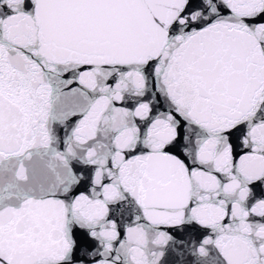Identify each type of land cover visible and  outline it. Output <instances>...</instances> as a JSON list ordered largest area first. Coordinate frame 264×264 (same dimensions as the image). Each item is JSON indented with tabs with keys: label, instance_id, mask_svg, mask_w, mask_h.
<instances>
[{
	"label": "snow or ice",
	"instance_id": "snow-or-ice-1",
	"mask_svg": "<svg viewBox=\"0 0 264 264\" xmlns=\"http://www.w3.org/2000/svg\"><path fill=\"white\" fill-rule=\"evenodd\" d=\"M0 264H264V0H0Z\"/></svg>",
	"mask_w": 264,
	"mask_h": 264
}]
</instances>
